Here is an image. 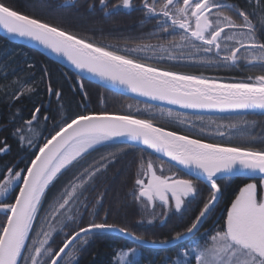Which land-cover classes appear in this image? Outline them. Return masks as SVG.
<instances>
[{"label":"snow or ice","instance_id":"snow-or-ice-1","mask_svg":"<svg viewBox=\"0 0 264 264\" xmlns=\"http://www.w3.org/2000/svg\"><path fill=\"white\" fill-rule=\"evenodd\" d=\"M88 6L99 8L105 16L120 9L140 11L146 22L155 21L153 30L138 40L125 41L122 48L106 46L59 24L18 12L4 0H0V29L39 43L80 72L152 101L193 110L259 109L264 114V0H255L254 4L248 0L243 7L229 0H93ZM164 61L216 68L237 67L243 62L249 68L259 67L260 72L222 82L161 67ZM78 80L84 92V77ZM0 87L12 101L36 91L20 77ZM48 93H54L58 101L62 96L51 83ZM84 98L87 99L86 92ZM145 109L182 117L180 122L188 121L191 128H196L193 120H204L202 116L190 118L186 113L154 108L152 104L145 105ZM41 111L42 106H35L30 118L14 129L22 147L38 151L24 167L6 166V171L0 172V214L6 217L0 223V264H73L89 238L102 232L118 231L144 242L145 237L128 225L109 223L107 213L99 221L80 223L85 213L96 216L103 204L101 194L90 208L85 192L117 159L115 152L82 165V170L54 196L41 215L50 186L63 172L80 164L96 146L117 140L128 148L142 145V154L151 150L147 160L141 155L132 190L133 202L143 212L140 222L145 218L149 224L156 219L164 222L170 214H184L199 196V185L208 186L209 195L193 218L182 230L159 241L174 247L180 242L172 264H264V147L250 146V141L248 146L208 142L203 138V127L198 129V135L181 134L158 126L152 118L106 111L79 113L54 121L53 130L39 143L44 133L35 131V125L40 122ZM48 120L45 113V126ZM222 127L217 125L220 136L225 135L220 131ZM228 127L235 128L236 124ZM8 150L6 140L0 141V154ZM153 153L157 154L156 159L151 158ZM256 174L259 184L249 182L240 187L222 221L197 236L224 191L220 180ZM12 196L14 199L10 200ZM158 206L160 212L156 211ZM73 224V230L64 231ZM58 232H64V239L56 250L52 241ZM77 242L79 247H73ZM136 254V248L120 251L116 254L118 264H138Z\"/></svg>","mask_w":264,"mask_h":264},{"label":"trees","instance_id":"trees-1","mask_svg":"<svg viewBox=\"0 0 264 264\" xmlns=\"http://www.w3.org/2000/svg\"><path fill=\"white\" fill-rule=\"evenodd\" d=\"M232 1L238 3L240 0ZM4 3L18 12L34 16L51 24H59L69 31L91 37L94 41L102 42L106 46L117 45L122 48L125 41L138 40L143 34L153 30V23L146 22L140 11L120 12L115 10L113 15L105 16L99 8H89L88 5L93 3V0H4ZM132 55L137 54L133 53ZM29 64L32 65L30 69L28 68ZM166 68L176 71L171 65ZM46 72L47 75H45ZM5 76L7 77L6 80L4 79ZM14 77H20L25 84L34 86L36 91L34 94L24 95L19 100L12 101L5 95L4 88L0 87V141L6 140L9 145V150L0 154V172L6 171V166L19 165L24 167L26 163L30 162L29 157L38 151V148L22 147L18 137L14 135V129L23 120L30 118V113L35 106H42L40 122L35 125V131L44 133V136L39 138V143H43L44 137H47L48 133L53 130L54 121L59 122L79 113L106 111L131 113L141 118H152L158 126L181 134L198 135V129L203 127L205 129L203 137L212 139L214 143L245 144L248 146L250 141V146L264 147V118H204L203 121L193 120L192 123L196 125V128H191L188 121L180 122L182 117H168L158 111L146 110V104L108 92L83 80L84 92L87 93V99H85L84 92H81L79 88V80L76 75L48 60L34 49L11 43L0 36V85L10 84ZM49 83L54 90L62 92L59 101L54 93L51 95L48 93ZM13 87L16 86L13 85ZM17 111H19V115H17ZM45 113L49 117L46 126L43 122ZM245 121L247 123H244ZM230 123H235L236 127L229 128L228 124ZM217 125H223L220 131L225 133L224 137L217 134ZM252 137L255 139H251ZM101 151H105L107 155L115 152L117 159L87 186L85 192L90 201V208L96 197L103 194V204L98 207V214L94 216L98 221L105 216V213H107L106 218L109 223L128 225L130 223L125 220H133V223L128 226L138 235L144 236V241L152 243L155 240L156 243L154 244H160L161 239L171 236L175 231L182 230L202 205L203 196L197 209L192 211L187 209L179 217L169 216L163 226H160V219H157L155 223L142 226L140 222L142 210L132 201V198L128 204L129 196L126 195L132 193L133 186L129 183L130 179L132 180L137 172L141 155H146H144L145 153L142 154L139 149L121 145H106L89 152L80 164L69 168L59 176L50 186L46 199L42 202L41 215L44 214V210L48 209L54 193L59 194L74 175L80 171L82 165L86 164L87 166L88 163L94 161L93 157L87 162L93 153ZM234 182L244 181L237 179ZM232 192L230 189L228 193L231 194ZM11 199H14V196ZM112 214L114 217L118 216V222L111 221ZM87 215L89 214L85 213L83 218L86 219ZM5 219L6 217L0 214V223ZM80 223L86 225L83 220ZM208 223L207 219L202 230L207 228ZM75 226L73 224L64 231L70 232ZM57 228L59 229V225ZM63 239L64 232L54 233L52 245L56 250L62 244ZM179 245L166 250H153L136 246L117 236L98 233L89 238L87 245L80 248L77 253V260L73 264H116V254L120 251H126L128 248H136L139 251L138 264H172L176 258ZM73 247H79V242Z\"/></svg>","mask_w":264,"mask_h":264},{"label":"water","instance_id":"water-1","mask_svg":"<svg viewBox=\"0 0 264 264\" xmlns=\"http://www.w3.org/2000/svg\"><path fill=\"white\" fill-rule=\"evenodd\" d=\"M0 36H3L6 40H8L11 43H17L29 48L34 49L44 57H46L48 60L58 64L62 68H65L69 72L73 73L77 77L83 76L84 81L94 84L108 92L114 93L116 95L125 97L127 99L142 103V104H152L156 108H165V109H172L174 112H179V113H186L187 116H202L204 118H238V117H247V116H253V117H258V118H264V114L261 113V110L259 109H253V110H216V109H205V110H193V109H183L180 108L179 106L176 105H170L167 104L166 102H161V101H152L148 99L147 97L139 96L135 93L129 92L126 88L123 86L119 85H112L107 81L101 80L99 77L93 76L90 73L87 72H80L79 70L75 69L74 66H72L64 57L62 56H57L56 54L52 53L49 49L44 48L42 45L39 43L26 39V38H21L18 36L10 35L8 34L5 30L0 29ZM106 145H121V146H127L125 143H122L121 140L113 141V142H107L102 145L96 146L93 150L100 148L102 146ZM128 147V146H127ZM143 147L142 145L137 143L136 147H133L135 149H139ZM91 150V151H93ZM90 151V152H91ZM144 153L150 154L151 150H145ZM152 157L156 158L157 154H152ZM160 159H163L165 161L168 160L167 157L160 156ZM174 163V162H172ZM227 178H241V179H250V180H256L259 179V174H256L254 176H248V175H232ZM225 178V179H227ZM207 186L206 184H204ZM208 187V186H207ZM201 229V228H200ZM105 234H110L113 236H117L123 239L128 240L129 242L133 243L136 246L142 247V248H147V249H153V250H166L173 248L174 246L172 245H161V244H154L150 242H140L133 240L129 236H125L121 234L118 231H109V232H102ZM180 242H177V245H179Z\"/></svg>","mask_w":264,"mask_h":264},{"label":"flooded vegetation","instance_id":"flooded-vegetation-1","mask_svg":"<svg viewBox=\"0 0 264 264\" xmlns=\"http://www.w3.org/2000/svg\"><path fill=\"white\" fill-rule=\"evenodd\" d=\"M110 2L114 3L115 0H110ZM229 2L234 3V4H238L241 7H243L248 2V0H240L238 3H236L235 1H232V0H229ZM252 2L254 4L255 0H252ZM137 3H138V0H137ZM117 11H120V12L129 11V12H131L132 10L121 9V10H117ZM150 23H153V25H154L155 21H152ZM164 65H165V67H168V65H171L172 67H174L176 69V71H179V72L191 73V74H196V75L202 74V75L209 77V78H216L222 82H232L234 79L235 80L244 79L249 75H255V74H258L260 72L259 67L249 68V67H246L243 62L237 67H221V68L199 67L197 65L188 66V65H185L183 63H175V62H170V61L161 62L160 66L163 67ZM247 117H253V116H247ZM238 118H246V117H238ZM220 119H225V118H220ZM224 136L225 135H223L222 137H224ZM203 138L210 141V142H214L212 139H210L208 137H203ZM104 155H107L105 153V151L93 153V156L90 157L87 160V162H89L93 157H94V160L95 159L99 160L100 157L104 156ZM144 155H146V156H144V159L147 160L149 158V155L146 153ZM151 158L156 159L152 156H151ZM84 166H86V164ZM166 168H167V165H166ZM80 170H82V167H80ZM135 176H136V174L132 177V180L130 179V182H129L132 184V186L134 185ZM237 179L243 180L244 182H240V183L234 182ZM249 182H256L257 184H259V179L250 180V179H241V178H227V179L220 180V183L222 184L224 191H223L222 195L220 196L219 201L217 202L213 212L211 213L210 217L208 218V222H209L208 224L209 225L207 226V228L205 230H202V228H203V226H202L200 231L196 234L197 236H203V234L206 232V230L214 229L218 225V223L222 221V218L226 215L227 207L230 206L231 201L235 198V195L238 193L239 188L242 187L245 183H249ZM230 189H232V191H233L231 194L228 193ZM132 190H133V187H132ZM199 190H200L199 196L196 198L195 201H193L188 206V210L191 209V211H192V210L197 209L199 203L202 200V196L204 197V199H206L208 197L209 192H208L207 186H205L204 184H200ZM262 191H264V190H262ZM57 195H59V194H57ZM54 196H56L55 193L53 195V198H54ZM126 196H129L128 197V200H129L128 204L130 202V198H132V201H133L132 193L127 194ZM0 199H3V198H0ZM137 206L140 208L139 205H137ZM156 211L157 212L161 211L159 206L157 207ZM142 215H143V212H142ZM83 216H85V214ZM169 216H178L179 217V216H181V214H170ZM93 219L98 221V219L96 217H90L89 215H87L86 219L83 218V223L87 224L88 222H90ZM156 220L153 223H155ZM111 221L112 222H118V216L114 217L112 214V220ZM125 221H127L130 224L133 223V220H125ZM166 221L161 222L160 226H163L166 223ZM130 224H128V225H130ZM141 224H142V226H144L145 224H148L147 218H145L144 221L141 222Z\"/></svg>","mask_w":264,"mask_h":264},{"label":"rangeland","instance_id":"rangeland-1","mask_svg":"<svg viewBox=\"0 0 264 264\" xmlns=\"http://www.w3.org/2000/svg\"><path fill=\"white\" fill-rule=\"evenodd\" d=\"M52 246H53V245H52ZM138 257H139V251L137 250L136 259H138ZM116 264H118V259H117V257H116Z\"/></svg>","mask_w":264,"mask_h":264}]
</instances>
